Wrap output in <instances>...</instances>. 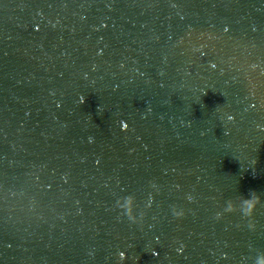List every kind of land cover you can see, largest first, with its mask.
<instances>
[{
	"label": "water",
	"instance_id": "1",
	"mask_svg": "<svg viewBox=\"0 0 264 264\" xmlns=\"http://www.w3.org/2000/svg\"><path fill=\"white\" fill-rule=\"evenodd\" d=\"M260 257L264 0H0V264Z\"/></svg>",
	"mask_w": 264,
	"mask_h": 264
},
{
	"label": "clouds",
	"instance_id": "2",
	"mask_svg": "<svg viewBox=\"0 0 264 264\" xmlns=\"http://www.w3.org/2000/svg\"><path fill=\"white\" fill-rule=\"evenodd\" d=\"M125 206H128V205H125ZM120 255L123 256V253H121ZM257 264H264V257L258 258Z\"/></svg>",
	"mask_w": 264,
	"mask_h": 264
}]
</instances>
